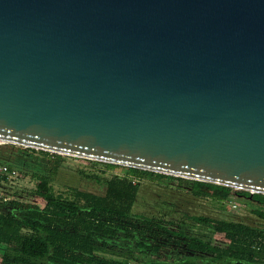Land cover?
<instances>
[{
	"label": "water",
	"instance_id": "95a60500",
	"mask_svg": "<svg viewBox=\"0 0 264 264\" xmlns=\"http://www.w3.org/2000/svg\"><path fill=\"white\" fill-rule=\"evenodd\" d=\"M0 143L264 194V0H0Z\"/></svg>",
	"mask_w": 264,
	"mask_h": 264
},
{
	"label": "trees",
	"instance_id": "16d2710c",
	"mask_svg": "<svg viewBox=\"0 0 264 264\" xmlns=\"http://www.w3.org/2000/svg\"><path fill=\"white\" fill-rule=\"evenodd\" d=\"M7 150L0 148L2 152ZM0 160L14 167L7 158ZM88 161L124 174H85L103 183L102 193L67 188L69 195L55 194L49 184L58 167L54 159L47 175H36L34 194L43 199V206L20 199H0V264H128L133 249L157 255L142 264H264V227L186 212L170 216V210L161 216L133 212L143 180L149 176L188 182L189 186L182 187L193 197L219 201L227 200L232 188ZM233 191L253 202L251 213L264 221V194L253 193L249 198L247 191ZM158 200L174 208L168 199ZM218 233L224 245L214 242Z\"/></svg>",
	"mask_w": 264,
	"mask_h": 264
},
{
	"label": "rangeland",
	"instance_id": "374dc122",
	"mask_svg": "<svg viewBox=\"0 0 264 264\" xmlns=\"http://www.w3.org/2000/svg\"><path fill=\"white\" fill-rule=\"evenodd\" d=\"M3 147H6L9 151H0V158L4 160L7 158V162L12 164L19 174L11 184L3 185L0 188L1 192L6 193L7 200L20 199L37 204L40 207L43 206V199L34 194L37 183L36 175H47L54 159L58 160V167L49 184L55 194L69 195L70 191L67 188L102 193L104 191L103 183L89 179L85 177V174H96L102 177L122 176L124 174L121 170L111 169L83 158L62 154H57L59 157L55 155L53 157L52 154H44L36 149H25L15 144L0 145V148ZM189 185L190 183L185 181H177L176 179L157 180L154 176H149V178L143 180L141 195L133 207V212L161 216L170 210L173 213L172 215L169 213L170 216H175L174 213L177 212H186L264 227V221L258 219L250 211L253 202L251 203L244 196L235 195L233 193L234 189L230 191L227 200L219 201L207 196L193 197L182 187ZM157 198L168 199L174 203V208ZM213 239L216 243L225 244L222 234H215ZM156 256L146 251L133 249L127 263L142 264L155 259ZM119 259L122 260V258Z\"/></svg>",
	"mask_w": 264,
	"mask_h": 264
},
{
	"label": "built area",
	"instance_id": "2783aa9c",
	"mask_svg": "<svg viewBox=\"0 0 264 264\" xmlns=\"http://www.w3.org/2000/svg\"><path fill=\"white\" fill-rule=\"evenodd\" d=\"M1 144V143H0ZM18 171L16 168L9 166L8 164L0 160V188L3 185L11 184L17 177ZM5 192H1L0 189V199L7 200Z\"/></svg>",
	"mask_w": 264,
	"mask_h": 264
}]
</instances>
